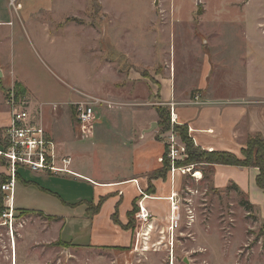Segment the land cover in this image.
Masks as SVG:
<instances>
[{
    "label": "rangeland",
    "instance_id": "374dc122",
    "mask_svg": "<svg viewBox=\"0 0 264 264\" xmlns=\"http://www.w3.org/2000/svg\"><path fill=\"white\" fill-rule=\"evenodd\" d=\"M98 1L60 0L52 15L54 22L71 25L62 28V33L58 32L62 34L58 36L60 40L68 42V49L63 45L60 48L58 43L41 49L33 38L34 28L28 26L27 37L21 30L17 32L11 63L15 76L26 84L28 96L34 98L36 109L43 112V121L52 123L54 138L66 148L74 147L75 160L80 158L79 150L68 139L73 104L88 102L91 98L111 104V108L95 106L97 120L93 133L96 137L89 140L93 145L88 150L89 155L95 151V168L99 166L103 176L110 178L121 165L116 160L120 152L109 149L103 152L97 146L116 144L122 135L124 140L126 131H121L122 134L114 130L117 120L110 119L106 113H136L128 122L123 117L126 127L133 120L139 122V117L149 115V110L158 107L157 83L159 75L166 74L168 61L172 62V69L174 64L178 81L183 79L186 69L200 67L205 53L211 62L215 60L213 66H217L219 58L218 62L221 60L239 70L250 47L247 36L257 34V39L264 38L260 34L264 30V0H103L104 11ZM171 2L175 8L174 37L168 31L173 22L166 16L171 15ZM9 8L15 13L19 11L18 5L14 7L10 3ZM155 14L159 16L158 22H154ZM81 29L80 35L75 36V31ZM76 41H79L78 47ZM154 45L157 49L153 52ZM169 47L171 53H168ZM9 50V46L0 49V67L9 64ZM14 87L27 91L17 82ZM169 123L166 130L159 126L161 133H165L162 139L174 133L179 142L170 118ZM44 125L47 127V123ZM69 137L76 141L72 133ZM109 156L112 160H107ZM0 160L6 164L3 158ZM179 162L182 168L192 166ZM202 165H193V172L201 173ZM32 173L26 167H17L13 237L8 227L0 225V264H138V259L142 264H264V225L257 220L259 209L254 206L255 210L248 213L240 205L241 196L232 191L219 193L208 189L205 192L204 186L196 184L189 174L180 172L175 178H184V186L174 198L177 205L173 217L175 228L169 229L170 222L167 227H145L138 232V238L135 237V244L133 237L134 247L130 250L135 252L81 251L71 249L62 241L46 240L44 229L53 225L52 219L38 212L18 209L42 210L63 219L64 213L69 211L57 197L58 193H50L47 190L56 191L45 186L58 183L57 176L50 175L43 180L33 177ZM203 173L205 178L208 173ZM22 180L34 182L36 186L31 187L35 190H25L27 183ZM158 184L164 193L168 192L167 183ZM40 188L47 190L39 192ZM2 202L0 194V215L4 211ZM54 233L52 229L53 238ZM86 234L84 231L80 236Z\"/></svg>",
    "mask_w": 264,
    "mask_h": 264
},
{
    "label": "crops",
    "instance_id": "0c3cea01",
    "mask_svg": "<svg viewBox=\"0 0 264 264\" xmlns=\"http://www.w3.org/2000/svg\"><path fill=\"white\" fill-rule=\"evenodd\" d=\"M59 1L0 0V49L7 46L10 48L9 64L0 67V149L6 144L4 137L9 123V112L5 102L6 93L14 87L15 82L27 88L23 80L15 76L11 63L14 54V42L18 36L17 32L21 30L25 36L29 26L34 28L32 35L41 49H45V47L48 49L56 43L60 48L63 45L66 47L64 49H68L66 44L68 42L61 41L59 37L62 34H58V32L62 33L60 31L62 28L71 25L62 26L60 22L53 21V10ZM98 2L104 11L103 0ZM10 3L14 7L18 5L19 11L12 12L9 8ZM166 16L168 21L173 22L168 31L169 35L174 37L176 20L173 6L171 15ZM155 18L154 22H158L159 16L155 14ZM80 31L83 30L75 31L77 34L75 36L80 35ZM260 34L264 37V30H261ZM256 35L247 36L246 42L250 47L239 70L231 65L223 64L221 60L218 62L219 58L217 59V66H213V62L216 64L215 60L211 62L205 53L202 54L203 63L201 62L200 67L197 70L186 69L187 72L183 74L182 80L178 81L175 77L174 64L172 69V62L170 61L165 65L166 74L159 75L157 83L158 103L156 106L166 108L169 118L173 113L175 124L185 127L195 147L202 151L228 152L241 157V152L249 137L259 136L264 142V38L257 39ZM76 43L78 47L79 41ZM156 45L153 47V52L157 49ZM170 48L168 53H171ZM28 91L27 88L25 94L21 96L28 100L30 119L41 125L46 136L53 141L56 155L70 159V170L74 174L55 175L57 176L55 180L58 183L52 186L45 185L56 193L44 188L38 189L39 192L47 190L54 195L58 193L59 196L57 195V197L69 211L64 213V219L47 215L46 211L42 210L18 209L38 212L46 217L59 218V220L51 218L53 225L48 228L45 226L46 240L62 241L68 244L71 249L81 251L111 249L128 254L135 252L130 249L134 247L135 241H137L135 237L138 238L139 231L148 226L167 227L169 225L171 211L168 198L172 193L179 194L182 186H184V178L176 179L175 175L174 178H171L170 167L164 169L162 159L165 154L166 138L162 139L161 137L165 133L160 131L155 109L149 110V115L139 117V122L135 120L130 122L129 127L123 126V117L128 122V119L136 117V113L129 111L106 113L110 119L117 120L114 122L117 125L112 126L114 130L126 131L124 140L122 135L116 144L106 147L104 146L106 144L101 143L97 146V149H101L103 152L106 149L120 152V158L116 160L121 165L118 166L117 171L112 173L110 178H107L103 176L99 166L97 168L94 166L93 156L96 154L93 153L95 151L91 153V155L93 154L92 157L88 154L90 145H93L89 140L96 137L95 133L88 139H80L71 114L68 139L71 145L79 150L78 156L80 157L75 160L72 152L74 147L66 148L65 144L54 138L52 123L43 121V112L41 113L40 109H36L37 105L33 103L34 98L31 96L30 99ZM73 99L75 100L76 96ZM50 114L54 117L52 113ZM54 118L59 119V117ZM44 123H47V127ZM154 123L156 124L155 130H151ZM70 133L76 141L71 140ZM121 133L123 134V132ZM179 143H182L180 139ZM107 160H112L111 156ZM202 166L201 178H193L196 184L204 186L205 192L210 189L219 193L234 192L228 188L235 186L240 193L247 196L253 206L259 209V214L258 211L256 214L257 220L264 225V190L259 189L255 183L259 173L257 168L220 164H204ZM187 169L189 171L183 175L189 174L192 178L193 165ZM204 171L208 173L205 178H203ZM106 172L108 173V171ZM6 173V164L3 165L0 162V182L3 181L4 183ZM32 174L33 177L43 180L52 175L46 172H34ZM22 182L27 183L24 185L25 190L33 189L31 186H36L34 182L30 183L23 180ZM159 182L161 184L167 183L168 192L164 193V189L158 184ZM139 202L148 213L146 221L136 217ZM161 202L166 203V205H162ZM135 206L136 212L131 217L130 214ZM186 219L190 220L189 216ZM131 225L133 226L131 227ZM52 229L55 231V238L51 234ZM84 231L87 234L80 236L81 232ZM139 252L142 253L141 250ZM138 264H141L139 259Z\"/></svg>",
    "mask_w": 264,
    "mask_h": 264
},
{
    "label": "built area",
    "instance_id": "2783aa9c",
    "mask_svg": "<svg viewBox=\"0 0 264 264\" xmlns=\"http://www.w3.org/2000/svg\"><path fill=\"white\" fill-rule=\"evenodd\" d=\"M6 106L9 112V123L5 131L6 144L0 149V158L6 162V179L0 185V191L4 195V211L0 215L2 226L8 227L9 235L13 236V225L15 221L14 212V190L17 180V167H26L33 172H46L52 175H74L70 170V159L58 157L55 152V145L49 139L41 125L30 119L29 103L25 97L17 95L12 87L5 97ZM106 105L111 108L108 101L99 98H91L88 102H77L73 104L74 124L80 139H88L93 135L96 121L95 106ZM56 108V107H54ZM171 125L175 124L173 113L170 115ZM166 159L170 165V175L174 178L177 172L185 174L189 169L177 167L176 162L187 158L185 146L179 143L174 133L167 135L165 144ZM195 172L192 174L194 175ZM192 178L196 179L192 176ZM136 186L137 183L135 182ZM138 187V186H137ZM172 193L168 198L170 211L174 201ZM137 219L146 221L147 211L138 203ZM173 218L170 217V228L173 229ZM175 226V225H174Z\"/></svg>",
    "mask_w": 264,
    "mask_h": 264
},
{
    "label": "trees",
    "instance_id": "16d2710c",
    "mask_svg": "<svg viewBox=\"0 0 264 264\" xmlns=\"http://www.w3.org/2000/svg\"><path fill=\"white\" fill-rule=\"evenodd\" d=\"M17 95L25 94V91L20 87L15 88ZM158 115V125L164 128V130L170 127L169 123V113L166 108L164 107H157L155 109ZM72 118L73 117V110L71 112ZM172 129L176 130L178 133V137L182 144L185 146L187 159L184 161L187 162V165H197V164H220V165H228V166H237V167H254L257 168L259 173L256 177L255 183L257 187L261 190H264V142L259 136H251L247 139L245 147L247 149L242 150L241 158L235 156L234 154L228 152H205L197 147H195L192 140L189 138L187 134V129L185 127L179 128L176 126H171ZM166 128V129H165ZM164 164V169H168L170 167L169 161L166 159V152L162 159ZM181 162V163H184ZM180 162H176L177 167H183L179 165ZM18 176V175H16ZM17 178V177H16ZM3 181L0 182V185ZM234 190V192L240 197L243 198V201L240 203L242 207L249 213L254 209V206L249 202L247 196L243 195L238 191L235 186H231L228 190ZM4 200V195L1 193ZM3 206V202H2ZM136 212V206L133 208V212L130 214L131 217L134 216ZM55 220H59L56 217H49ZM133 225H131L132 227Z\"/></svg>",
    "mask_w": 264,
    "mask_h": 264
},
{
    "label": "bare ground",
    "instance_id": "6f19581e",
    "mask_svg": "<svg viewBox=\"0 0 264 264\" xmlns=\"http://www.w3.org/2000/svg\"><path fill=\"white\" fill-rule=\"evenodd\" d=\"M188 170H186L185 171V173L187 172ZM193 177H195L196 179H200L201 178V173H200V171L198 172V171H195V174L194 175H192ZM176 197V194H174V198ZM174 201H175V199H174ZM172 210L173 211H171V217L173 218L174 217V215H175V213H176V211H177V205H176V203H174L173 204V207H172ZM175 220V218H173V221ZM174 223V222H173ZM175 228V226L173 227V229ZM172 229V230H173Z\"/></svg>",
    "mask_w": 264,
    "mask_h": 264
},
{
    "label": "water",
    "instance_id": "95a60500",
    "mask_svg": "<svg viewBox=\"0 0 264 264\" xmlns=\"http://www.w3.org/2000/svg\"><path fill=\"white\" fill-rule=\"evenodd\" d=\"M154 126H156V124L154 123L152 126H151V128L153 129L154 128Z\"/></svg>",
    "mask_w": 264,
    "mask_h": 264
},
{
    "label": "flooded vegetation",
    "instance_id": "af4514ba",
    "mask_svg": "<svg viewBox=\"0 0 264 264\" xmlns=\"http://www.w3.org/2000/svg\"><path fill=\"white\" fill-rule=\"evenodd\" d=\"M141 251L143 252V249H141ZM142 264V263H141Z\"/></svg>",
    "mask_w": 264,
    "mask_h": 264
}]
</instances>
